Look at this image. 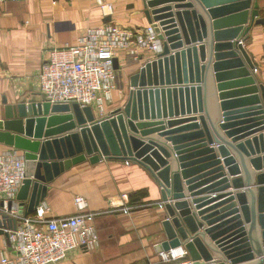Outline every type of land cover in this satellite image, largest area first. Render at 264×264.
Returning a JSON list of instances; mask_svg holds the SVG:
<instances>
[{
	"label": "water",
	"instance_id": "obj_1",
	"mask_svg": "<svg viewBox=\"0 0 264 264\" xmlns=\"http://www.w3.org/2000/svg\"><path fill=\"white\" fill-rule=\"evenodd\" d=\"M143 4L163 48L128 78L121 107L98 119L90 107L51 105L40 96H25L14 104L4 101L0 143L21 151L26 161L27 178L17 194L20 213L26 217L35 212L48 185L73 166L129 162L146 171L159 189L165 212L162 252L183 247L192 264H264V85L255 78V66L243 47L250 29L264 25V19H256L257 1ZM229 86L240 89L222 93ZM185 115L192 116L175 119ZM161 118H169V129L149 122ZM188 122L194 124L172 129ZM153 134L171 143L176 171L167 148L149 138ZM190 139L195 142L182 145ZM204 162L212 166L197 173L202 167L194 166ZM225 168L232 179L223 173ZM217 179L216 185L196 191ZM230 183L241 191L211 196L215 188ZM213 202L219 203L203 209ZM15 227L14 218L1 215L0 234L8 239Z\"/></svg>",
	"mask_w": 264,
	"mask_h": 264
},
{
	"label": "crops",
	"instance_id": "obj_2",
	"mask_svg": "<svg viewBox=\"0 0 264 264\" xmlns=\"http://www.w3.org/2000/svg\"><path fill=\"white\" fill-rule=\"evenodd\" d=\"M256 1L259 11L256 19H264V0ZM144 11L143 0H20L18 2L7 0L0 4V123L5 120L4 101L14 104L19 98L25 96L42 98L39 93L37 75L40 67L48 60L52 49L73 45L87 28L110 22L124 27H145L149 24ZM234 23L235 21H229V24ZM212 25L211 21L213 31ZM248 37L243 47L255 66V78L264 85V25L253 26L248 32ZM206 40H203L205 46ZM147 60V57H140L139 61H134L132 58L119 60L116 89L112 93V104L106 108V115L125 103L128 78L136 73ZM212 74L217 90L213 69ZM231 82L233 81L226 84ZM239 89L237 86H229L222 93H234ZM233 96L235 95L227 98ZM190 116L192 115L179 116L175 119H186ZM152 121L164 123L165 130L169 129L167 125L169 118L149 122ZM192 124L194 122L182 123L173 126L172 129ZM188 133L190 132H186ZM225 137L231 143V139ZM149 138L167 148L171 154L168 159L171 169L176 171L177 162L171 151V143H167L165 138L159 137L158 134H153ZM185 142L182 145L195 141L190 139ZM2 148L13 147L0 143V149ZM190 153L193 152L188 154ZM214 155L220 161L218 151L215 150ZM211 162L214 163V160ZM211 162H204L193 168L202 167L196 171L199 173L210 169ZM249 166L253 169L250 164ZM223 173L229 180L232 179L226 168ZM219 181L220 179L214 180L196 191L212 187ZM227 187L215 188L211 196L241 191L235 190L231 183ZM206 194L208 192L201 197ZM123 195L128 196L127 201H124ZM185 195L187 196L188 192L185 191ZM76 196L84 199L87 205L85 212L102 213L93 221L99 236V246L93 252H73L65 260L56 264H166L160 257V254L164 252L159 246L165 240L161 226L165 212L156 206L160 204L158 187L141 167L122 161H100L93 165L86 161L73 166L48 185L47 197L39 208L49 209L45 212L48 218L73 216L77 214L74 204ZM187 200L190 201V199ZM17 202L19 204L20 201L17 200ZM122 202L129 206L143 204L155 206L141 207L128 214L113 212L112 205ZM216 203L219 202H213L203 209ZM37 211L30 213L29 216H35ZM13 255L8 239L0 234V261L3 257Z\"/></svg>",
	"mask_w": 264,
	"mask_h": 264
},
{
	"label": "built area",
	"instance_id": "obj_3",
	"mask_svg": "<svg viewBox=\"0 0 264 264\" xmlns=\"http://www.w3.org/2000/svg\"><path fill=\"white\" fill-rule=\"evenodd\" d=\"M6 1L0 0V4ZM162 44L151 25L124 27L110 22L87 28L73 45L50 51L37 75L39 93L51 105L90 107L99 119L106 116V108L112 104L118 71L115 62L119 66L120 59L139 61L140 57L150 61L162 52ZM26 178L23 153L15 148L0 149V217L7 214L16 220L15 230L8 236L14 255L1 258L0 264H56L73 252L95 251L99 236L93 221L102 213L85 212L84 199L76 196L77 214L73 216L48 218L45 212L49 209L38 207L35 216L25 217L20 213L17 194ZM122 198L128 200L127 195ZM151 206L155 205H112L113 212L125 214ZM156 206L161 208L160 204ZM160 257L166 264H192L183 247Z\"/></svg>",
	"mask_w": 264,
	"mask_h": 264
},
{
	"label": "trees",
	"instance_id": "obj_4",
	"mask_svg": "<svg viewBox=\"0 0 264 264\" xmlns=\"http://www.w3.org/2000/svg\"><path fill=\"white\" fill-rule=\"evenodd\" d=\"M137 202H139V201H137Z\"/></svg>",
	"mask_w": 264,
	"mask_h": 264
}]
</instances>
